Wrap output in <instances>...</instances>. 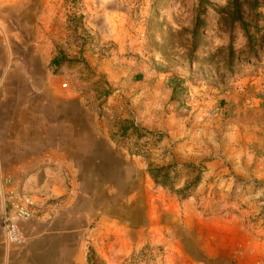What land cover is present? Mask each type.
<instances>
[{"label":"rangeland","instance_id":"obj_1","mask_svg":"<svg viewBox=\"0 0 264 264\" xmlns=\"http://www.w3.org/2000/svg\"><path fill=\"white\" fill-rule=\"evenodd\" d=\"M47 2L32 1V44L45 31L47 56L75 63H47L44 83L31 86L28 119L45 130L48 149L74 158L59 172L78 208V264L88 252L89 264H264V46L224 75L228 32L209 7L206 45L194 56L215 58L188 62L184 30L196 0ZM244 45L235 27L233 49ZM148 167H170V185L153 183ZM20 184L0 180L7 190ZM234 221L239 240L254 243L239 261Z\"/></svg>","mask_w":264,"mask_h":264},{"label":"crops","instance_id":"obj_2","mask_svg":"<svg viewBox=\"0 0 264 264\" xmlns=\"http://www.w3.org/2000/svg\"><path fill=\"white\" fill-rule=\"evenodd\" d=\"M32 1L36 2L0 0V180L20 178L16 190L36 212L30 220L17 223L27 238L23 246L6 245L0 228V264H78V208L73 206L72 186L59 172L74 158L63 148L48 149L45 130L32 128L28 119L32 115L31 86L44 83L47 63L54 57L47 56L45 31L38 29L41 43L32 44ZM37 3L48 4L47 0ZM6 10L12 11L10 21L2 13ZM43 117L45 122V113ZM36 133L38 140L32 135ZM48 159L53 161L46 163ZM5 189L0 185L1 196ZM55 199L63 201L57 210L46 207L47 200ZM180 232L189 234L184 228ZM240 234L234 221V261L254 252L253 241L239 240ZM91 261L95 262L94 257Z\"/></svg>","mask_w":264,"mask_h":264},{"label":"trees","instance_id":"obj_3","mask_svg":"<svg viewBox=\"0 0 264 264\" xmlns=\"http://www.w3.org/2000/svg\"><path fill=\"white\" fill-rule=\"evenodd\" d=\"M204 7H209L216 15L217 24L224 27L228 32V42L225 48V58L222 63V73L224 75H233L234 64L237 62V57H243V59H252L257 57L259 50L264 46V26L259 28L257 21L264 18V13L261 11L256 12V9L261 7L264 10V0H226L223 6L212 7V4L208 0H196V13L191 22V26L186 33L189 36V50H188V62L192 64L204 67L211 65L215 56L208 54L203 58H197L194 56L195 52L202 46L206 45L203 31L206 29L205 22V10ZM212 7V8H211ZM238 27L245 38V45L243 49L235 52L232 46L233 42V29ZM251 29L253 30L250 33ZM183 31V30H182ZM244 61V60H243ZM75 63L74 60H64L60 56H54L50 64L54 67L62 66L64 64L72 66ZM240 63V62H239ZM147 173L152 179L153 183L163 187L170 185V167H148ZM200 181L198 175L187 187L195 188ZM188 188L179 191L182 199L189 196L187 192ZM93 256L91 252H88L86 262L89 264Z\"/></svg>","mask_w":264,"mask_h":264},{"label":"built area","instance_id":"obj_4","mask_svg":"<svg viewBox=\"0 0 264 264\" xmlns=\"http://www.w3.org/2000/svg\"><path fill=\"white\" fill-rule=\"evenodd\" d=\"M2 208L0 210V228L3 234V241L6 245L21 246L25 242V236L18 226V222H26L36 214L27 206L19 191L5 189L2 192ZM46 207L57 210L63 203L62 200H47Z\"/></svg>","mask_w":264,"mask_h":264}]
</instances>
